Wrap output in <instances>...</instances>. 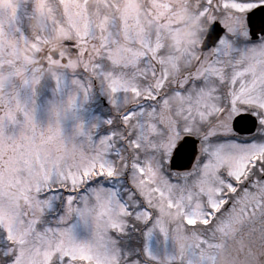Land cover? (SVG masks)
<instances>
[{
    "label": "snow or ice",
    "instance_id": "snow-or-ice-1",
    "mask_svg": "<svg viewBox=\"0 0 264 264\" xmlns=\"http://www.w3.org/2000/svg\"><path fill=\"white\" fill-rule=\"evenodd\" d=\"M197 12L210 23L198 51L171 66L145 56L130 74L106 70L119 122H105L100 150L81 152L79 165L16 150L17 139L26 145L36 134L6 138L0 127V173L30 167L36 190L43 181L49 192L42 207H52L59 187L67 212L79 200L75 211L95 217L84 241L69 229L39 228L36 210L0 218V264H144L115 238L128 217L147 236L158 225L175 241L162 260L147 252L159 264H264V0H198ZM117 137L130 155L115 148L114 159L105 156ZM105 181L129 186L121 197Z\"/></svg>",
    "mask_w": 264,
    "mask_h": 264
},
{
    "label": "rangeland",
    "instance_id": "rangeland-1",
    "mask_svg": "<svg viewBox=\"0 0 264 264\" xmlns=\"http://www.w3.org/2000/svg\"><path fill=\"white\" fill-rule=\"evenodd\" d=\"M142 1L0 0V90L4 88V93L0 92V127L6 138L13 133L17 138L36 134L26 145L17 139L16 150L24 147L30 155L44 154L51 159L62 154L68 163L79 165L81 152L92 154L100 150V129L107 128L105 122L109 119H114L117 125L119 122V112L110 101L111 72L106 70L116 66L117 74H130L137 62L143 66L145 56H155L169 66L180 58L171 57L170 52H151V46L162 49L163 37L167 35L160 22L164 16L163 0L149 1L153 11ZM194 31L199 34L198 24ZM66 38L75 41L77 47L72 61L67 66L55 63L46 69L40 67L37 53L44 44ZM124 54L128 55L121 58ZM122 65L128 67L122 69L119 67ZM18 99L23 102H17ZM119 103L121 109L125 107L123 94ZM175 103L181 101L176 99ZM41 134L45 139H41ZM115 148L130 155L119 137L113 148L103 154L114 159ZM9 150H13L12 146L5 139V151ZM116 162L118 166L121 163ZM38 180L30 167L13 175L0 173L3 192L0 218L19 219L36 210L41 217L39 228L69 229L81 241L92 238L95 217L85 220L75 211L82 206L79 200L72 205L73 211L67 212L64 203L67 193L59 187L53 190L57 198L52 207L46 204L42 207L41 201L49 192L43 181L40 190H36ZM105 184L119 187L121 197L125 195L123 189L129 186L116 181ZM58 197L61 199L57 204ZM92 204H96L94 198ZM127 220L126 231L115 234V238L121 248L139 250L144 264H159L147 257L149 250L161 260L176 250L173 238L165 237L158 225L147 236L134 217Z\"/></svg>",
    "mask_w": 264,
    "mask_h": 264
},
{
    "label": "flooded vegetation",
    "instance_id": "flooded-vegetation-1",
    "mask_svg": "<svg viewBox=\"0 0 264 264\" xmlns=\"http://www.w3.org/2000/svg\"><path fill=\"white\" fill-rule=\"evenodd\" d=\"M149 1L151 0H143L142 2L144 4L147 2V7L153 11V5ZM163 6L162 14L164 16L160 22L163 24L167 35L163 37L162 49H154L151 46L149 47L151 52L156 53L159 50L162 54L170 52L171 57H183L190 52L198 51L210 27L209 21L197 12L198 0H163ZM196 24L199 25V34L197 35L194 31ZM75 48H77L75 41L67 38L52 41L37 53L38 62L44 66V69L55 63L67 66L73 59ZM127 55L124 54L121 58ZM37 74L40 75V71ZM3 90L4 88H1L0 92ZM17 102L22 103L23 100L18 99Z\"/></svg>",
    "mask_w": 264,
    "mask_h": 264
},
{
    "label": "water",
    "instance_id": "water-1",
    "mask_svg": "<svg viewBox=\"0 0 264 264\" xmlns=\"http://www.w3.org/2000/svg\"><path fill=\"white\" fill-rule=\"evenodd\" d=\"M258 17H259V13L257 12V13H256V16H255L254 18L258 19ZM243 115H244V114H241V116H243ZM237 119H239V117H238Z\"/></svg>",
    "mask_w": 264,
    "mask_h": 264
}]
</instances>
